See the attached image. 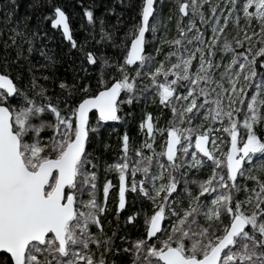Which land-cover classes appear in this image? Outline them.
Returning <instances> with one entry per match:
<instances>
[{"label":"snow or ice","instance_id":"snow-or-ice-1","mask_svg":"<svg viewBox=\"0 0 264 264\" xmlns=\"http://www.w3.org/2000/svg\"><path fill=\"white\" fill-rule=\"evenodd\" d=\"M175 4L177 35L160 39L170 46L161 59L159 46L146 51L147 34L154 40L166 23L157 0H139V19L125 28L122 54L115 60L90 44L97 28L96 44L107 46L113 39L95 4L83 8L92 32L79 44L59 5L50 4L36 24L27 12L16 15L18 0L5 6V27H0V264H116L105 255L113 250L130 254L129 264H264V133L256 131L264 126V0ZM27 7L34 12L39 0ZM115 11L104 4L105 14ZM122 15L109 27L122 25ZM44 20L62 29L76 49L68 53L72 81L55 74ZM36 52L45 63L33 62ZM40 68L52 69L53 75L38 74ZM89 69L97 70L94 87ZM41 80L63 95H49ZM150 98L161 110L158 115L163 109L171 113L167 127L145 112L138 125L145 136L140 146L130 156L125 132L120 157L105 166L118 175L117 215L126 209L129 192L151 205L126 216V223L142 218L143 230L135 238L120 236L123 247L116 248V233L108 235L102 223L112 181L103 182V199L98 198L99 165L88 145L101 122L122 119V105ZM157 135L163 142L159 151ZM208 168L206 178H197ZM247 180L254 181L251 187Z\"/></svg>","mask_w":264,"mask_h":264},{"label":"trees","instance_id":"trees-1","mask_svg":"<svg viewBox=\"0 0 264 264\" xmlns=\"http://www.w3.org/2000/svg\"><path fill=\"white\" fill-rule=\"evenodd\" d=\"M33 0H18L20 3V8L18 9L17 16L24 15L26 12L32 15L31 24H36V18L39 16L42 18L44 14H47L50 4L59 5L68 15L70 27L72 29L74 38L77 40L78 44L90 39L89 34L92 32L91 26L88 25L86 17L83 14V8L91 7L94 4L97 5L95 8L96 15H104L105 18V27L112 32V41L108 42L107 46L104 44H96V40H99L98 28L96 29L97 35L96 40H90V44L96 48H102L113 60L120 58L122 54V48L120 41L123 36L125 28L134 23V18L139 19L137 16V5L139 0H125L123 4L120 3V0H39L40 7H38L34 12L32 9L28 8L27 5L32 3ZM104 4L115 7V12L104 13ZM157 11L161 15L162 21L166 23V27L162 26L156 34V38L153 40L152 35L149 33L147 35L148 43L146 45V51L151 52L154 48L160 47L161 54L157 56V59L163 57V53H166L170 50V46L167 44H160V38L164 35H168L167 39H170L177 35L176 29V4L175 0H157ZM5 6L11 7V0H0V27H5ZM172 10L171 12L169 10ZM208 6L205 5V11L207 12ZM123 13L120 16V19L123 21L122 25H117L115 30L109 27V25H116L117 15ZM171 15V20H166L167 16ZM241 19V23H243ZM199 24V20H197ZM14 26L13 23H9L7 27ZM253 26L258 27L255 21H253ZM203 28H207V25H202ZM43 30H46L48 36L51 37L50 40H47L48 48L51 49L53 55L56 58V67L54 69L55 74L60 77H64L69 81L73 79V72L70 65L73 63L69 59V52H76V49H71L69 42L65 40L62 36V32L59 28H53L50 24V21H43ZM230 34L234 35L235 30L233 26L229 25ZM7 28H5V37L7 38ZM210 34V30H209ZM46 39V38H45ZM40 45L37 44V47ZM239 51V49H237ZM33 62L39 61L41 64L45 63L43 57L39 55L38 52L32 54ZM98 68V66H97ZM37 73H47L49 76L53 75L52 69L40 68L36 70ZM106 71H108L106 69ZM27 74H25L26 76ZM80 75V73H76ZM88 82H90L93 87L97 81V70L89 69ZM41 83L48 84V94L51 96L63 95V92L59 87L54 86L51 82H45L43 80ZM147 80L145 79V84ZM23 86V82L22 85ZM31 93V89H25ZM123 97V93L121 94ZM161 110L157 107L156 103H153L151 98L147 101L134 102L132 105L124 104L122 105V110L120 115L121 120L110 121V122H101V127L97 136L93 137L92 142L88 145V149L93 157L96 158L99 170H98V198L103 199V182L105 180H111L113 187L109 189L108 195V211L102 217V223L104 224V231L108 235H112L113 232L116 233L115 237V247L122 248L123 242L119 239L120 236L126 235L130 237H137L142 233L143 225L142 218L138 219L135 222H127L125 218L127 215L131 214L132 211H138L140 209H151V205L148 201L143 200L141 197L137 196L134 193H127V206L125 210H122L119 215H117L115 208L116 202L118 199V175L114 171H106V164L112 163L120 157L122 148V136L125 132L128 133L130 137V153L132 156L131 149L134 147L140 146L142 140L145 139L144 134L139 130L138 125L140 120L143 118L145 112H152L153 116L159 121L158 126L167 127L168 119L171 116V113L168 109L162 110V115H158V112ZM94 119V118H93ZM243 132V129L241 128ZM258 133H264V126H258L256 128ZM47 134V133H45ZM217 135H220L218 132ZM230 139V138H229ZM155 145L157 151L160 150L162 145V140L159 135L155 139ZM224 147V145H222ZM195 172V170H193ZM211 169H204L197 173V178H206L210 174ZM191 176V173H190ZM140 178V174H137V179ZM261 179H264V174L260 175ZM129 181L131 180V175L128 177ZM248 185L254 183L252 180L247 181ZM195 190V185H191ZM207 196V194H205ZM243 196V193L240 194ZM130 246V245H129ZM103 251V249H100ZM99 254V252H98ZM109 260H115L116 264H129L130 254L121 251L119 254L113 250L112 253H105Z\"/></svg>","mask_w":264,"mask_h":264},{"label":"rangeland","instance_id":"rangeland-1","mask_svg":"<svg viewBox=\"0 0 264 264\" xmlns=\"http://www.w3.org/2000/svg\"><path fill=\"white\" fill-rule=\"evenodd\" d=\"M167 37H168V35H164L162 38L163 39H167ZM161 39V38H160ZM159 39V40H160ZM156 141V140H155ZM220 147H222V145H220ZM159 151V150H158ZM264 173H260V175H263ZM238 179H239V177H238ZM248 181V180H247ZM142 225H143V223H142ZM96 229L95 228H93V231H95ZM97 255H99L98 253H97Z\"/></svg>","mask_w":264,"mask_h":264},{"label":"water","instance_id":"water-1","mask_svg":"<svg viewBox=\"0 0 264 264\" xmlns=\"http://www.w3.org/2000/svg\"><path fill=\"white\" fill-rule=\"evenodd\" d=\"M69 19V18H68ZM70 24V23H69ZM60 31L62 32V29H60ZM148 35V34H147ZM66 40V39H65ZM67 41V40H66ZM68 42V41H67ZM134 67V66H133ZM106 122H110V121H106ZM0 251H2V250H0Z\"/></svg>","mask_w":264,"mask_h":264}]
</instances>
